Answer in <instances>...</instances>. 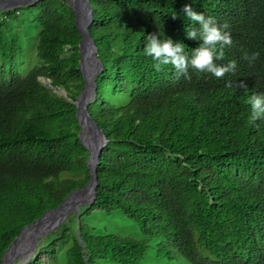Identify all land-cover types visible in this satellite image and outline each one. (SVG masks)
I'll use <instances>...</instances> for the list:
<instances>
[{"label": "trees", "instance_id": "16d2710c", "mask_svg": "<svg viewBox=\"0 0 264 264\" xmlns=\"http://www.w3.org/2000/svg\"><path fill=\"white\" fill-rule=\"evenodd\" d=\"M89 4L102 72L87 110L106 139L96 197L81 208L79 237L72 217L25 264L55 262L64 244L65 264H137L148 238L159 240L158 253L175 250L189 264H264V118L251 121L248 102L264 94V0ZM185 4L229 24L233 44L216 63L235 60V72L155 70L143 50L148 34L183 43L189 58L201 43L186 37L199 25L184 15ZM26 29L38 32L37 64L21 76ZM79 40L66 0L0 11V264L22 228L89 179L72 104L83 89ZM243 51L259 58L249 65ZM94 210L123 212L145 238L93 234L83 219Z\"/></svg>", "mask_w": 264, "mask_h": 264}, {"label": "water", "instance_id": "95a60500", "mask_svg": "<svg viewBox=\"0 0 264 264\" xmlns=\"http://www.w3.org/2000/svg\"><path fill=\"white\" fill-rule=\"evenodd\" d=\"M39 0H0V11H9L32 6ZM66 5L74 15V25L80 35L78 42V68L83 77V89L72 101L76 108V119L79 126L78 139L88 153L86 168L89 179L83 187L71 191L60 205L53 210H46L31 224L22 228L2 255L1 264H25L36 254L42 245V238L58 228L60 224L74 217L77 221L76 236L79 237V216L82 207L91 205L96 197L95 165L100 151L106 143L103 132L92 120L87 107L96 90V78L102 72V63L96 54V46L89 33L92 21L89 0H66ZM59 94L65 97L63 91ZM57 211H60L59 216ZM59 216V221L41 233L40 228ZM35 230L33 234L31 231ZM25 237V238H24ZM24 238V240H23ZM37 238V239H35ZM20 246L19 260L15 261L13 252ZM13 250V251H12Z\"/></svg>", "mask_w": 264, "mask_h": 264}, {"label": "clouds", "instance_id": "9594fccd", "mask_svg": "<svg viewBox=\"0 0 264 264\" xmlns=\"http://www.w3.org/2000/svg\"><path fill=\"white\" fill-rule=\"evenodd\" d=\"M182 12L191 21L199 25V28L193 27L186 31V37L201 43L193 49L191 58H189L183 43L173 42L170 38L161 40L158 38V33L148 34L143 50L154 61L155 70L160 71L162 66L171 65L178 76L187 77L189 67H191L201 73H210L216 78H222L226 73L235 72L237 68L235 60L228 62L227 65L216 63L217 60L224 58L225 47H231L233 44L230 32L225 31L229 29V24L225 22L219 25L214 18H206L203 13L194 11L188 4H185ZM176 18L177 15H173V19ZM258 58L259 52L243 51L242 59L247 61L249 65L254 64ZM228 86H231V82H228ZM238 87L247 88V85L241 81L238 83ZM248 102L251 106L250 120L254 122L264 118V94H253Z\"/></svg>", "mask_w": 264, "mask_h": 264}, {"label": "rangeland", "instance_id": "374dc122", "mask_svg": "<svg viewBox=\"0 0 264 264\" xmlns=\"http://www.w3.org/2000/svg\"><path fill=\"white\" fill-rule=\"evenodd\" d=\"M37 39L38 32L34 29L19 32L23 53L18 61L17 71L21 76H25L37 64L35 51ZM83 223L88 225L95 235H117L136 240L145 238L139 226L120 211L106 213L101 210H94L83 219ZM158 241V239L148 238L147 248L137 264H189L175 250L164 254L158 253L156 248ZM65 248V244L59 246L56 261H48L47 264H65ZM167 256H170V259ZM96 264L116 263L108 260H97Z\"/></svg>", "mask_w": 264, "mask_h": 264}, {"label": "bare ground", "instance_id": "6f19581e", "mask_svg": "<svg viewBox=\"0 0 264 264\" xmlns=\"http://www.w3.org/2000/svg\"><path fill=\"white\" fill-rule=\"evenodd\" d=\"M56 214H58L59 216H61L60 211H57ZM58 215H57V216H58ZM59 216L56 217V218H54V219H52L48 224H45L44 226H42V227L40 228V230H39L38 233H41L43 230L47 229L48 227L50 228V227H52L55 223H57V222L59 221ZM34 232H35V230H32V231H31V234H33ZM24 238H25V237H24ZM24 238H23V240H24ZM35 239H37V238H35ZM20 248H21L20 246L14 248V249H15V252H13V256H14V260H15V261H18V260H19ZM12 251H13V250H12Z\"/></svg>", "mask_w": 264, "mask_h": 264}]
</instances>
